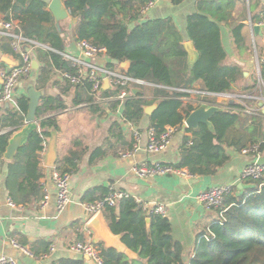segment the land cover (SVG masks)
I'll return each mask as SVG.
<instances>
[{"label": "trees", "instance_id": "16d2710c", "mask_svg": "<svg viewBox=\"0 0 264 264\" xmlns=\"http://www.w3.org/2000/svg\"><path fill=\"white\" fill-rule=\"evenodd\" d=\"M148 1L63 0L69 14L76 17V41L85 39L104 47L108 58L106 66L121 68L129 76L154 85L150 87L152 99L146 98L147 88H141L142 92L123 101V122L134 125L145 114L143 106L158 101V106L149 115V127L161 131L165 126L181 124L196 108L184 104L178 98L183 95L182 92L168 91L166 87L198 85L212 92H258L255 80L250 82L248 76L245 78L244 64L230 59L222 39L221 23L227 24V20L232 17L227 10L234 9L236 0H198L195 10L186 16L183 33L170 16L141 18L140 8ZM247 4L248 21L264 19V0H248ZM245 5L243 0L240 19L233 22L230 28L232 43L239 56L251 50L246 24L241 22L247 15ZM0 13L5 20L17 21L16 31L23 37L39 44L34 46L35 52L32 54L41 64L34 82L37 90L44 89L58 71L75 72V67L62 55L65 50L64 37L55 27L53 14L47 9L45 0H0ZM184 40H190L196 51L192 62L182 43ZM123 61H128L126 69L120 67ZM57 78L62 94L75 87L76 103L93 102L89 81H82L76 86L60 76ZM119 89L113 86L112 89L101 91V95H116ZM39 100L35 113L37 128L8 162L6 187L8 198L14 204L21 201L17 200V192L24 201L40 197L38 155L44 150L51 131H59L56 113L65 108L63 101L52 95L44 94ZM245 102L250 104L252 100ZM97 104H91L92 111H102ZM116 105L118 101H112L110 107L115 108ZM234 105L241 108L240 104ZM27 106L28 97L19 96L16 98L17 110L7 111L0 116L2 159L12 130L2 131L20 128ZM209 121L210 125L200 123L195 128H186L192 137L183 136L179 160L169 165L185 169L191 175L211 177L230 159L229 149L241 152L242 148L253 144L258 145V150L264 149L262 115L219 108L210 115ZM118 127L120 125L114 121L110 129L114 132ZM124 148H131L130 143L127 142ZM100 150V147H96L91 158L104 156ZM56 167L69 173L62 164ZM19 176L21 181L17 182ZM241 182L242 188L237 184L230 186V192L225 195L223 216H213L209 221L208 237H200L207 232L206 227L198 234L188 262L182 260V247L172 240L170 224L165 216L151 213L148 224L140 203L132 196L119 199L118 205L106 206L103 212L106 213L110 231L119 234L124 245L136 256L129 258L114 247L102 246V264H264V173L258 179L245 178ZM110 190L102 187L93 189L86 195L99 191V196L85 198V202L101 200ZM38 244L40 248H30L34 255L48 251V242L38 241ZM57 264L86 263L83 258H62L57 260Z\"/></svg>", "mask_w": 264, "mask_h": 264}, {"label": "crops", "instance_id": "0c3cea01", "mask_svg": "<svg viewBox=\"0 0 264 264\" xmlns=\"http://www.w3.org/2000/svg\"><path fill=\"white\" fill-rule=\"evenodd\" d=\"M244 1L246 3L244 9H246L247 15L246 19L241 20V22L246 24L249 42H252L253 36L256 45L258 46L259 44L260 46L258 51H261L262 44L259 38L257 42V37H260V33L263 30L260 29L259 33L251 32L247 20L249 14L248 0ZM45 2L48 9V4L51 0H45ZM197 2L198 0H157L141 18L153 19L170 16L183 33L185 32L186 16L195 10ZM229 9L227 11L231 12L232 17L227 20V24L221 23L224 47L233 62L244 64L243 74L247 78V76L250 77L251 72L249 67H246L244 60H242L244 62L237 60L236 57L239 55L235 51L230 35L232 23L240 19V14L243 10V0H236L234 9ZM2 17L3 15L0 13V18ZM15 24L17 25V21H15ZM75 24L76 17L69 13L64 18H54L55 27L64 37L65 50L63 53L78 56L79 49L76 45L77 41L74 33ZM186 42L191 41L184 40L182 43L185 44ZM193 50L195 58L196 51L194 47ZM250 51L252 53V45ZM34 52V47H32L30 50L32 57H34L32 55ZM2 56L9 57L13 61L17 58L11 49L10 40L6 36H0V68L12 66V64L4 62ZM252 57L253 66L250 68H252L255 78L253 53ZM36 61L39 67L41 64L38 60ZM93 61L95 64L102 66L107 65L108 58L106 55H99L94 57ZM37 73V69H32L28 77L17 84L14 89V101L0 102V116L7 111L14 112L17 110L16 98L22 95L27 96L26 90L29 86L35 88L34 82ZM57 77H59L58 73L57 76L54 74L49 79L46 87L40 91H43V95H52L61 99L65 106L64 109L56 113L59 131L56 133L57 158L54 165L62 164V167L66 168L70 174V203L62 212L56 211L55 187L51 179L53 166H46L44 161V153L49 138L46 140L44 150L39 152L38 155L40 159L38 184L41 188L39 194L41 197L44 190L48 193V201L44 207H40L38 204L40 197H36L32 201H24L21 199L22 195L19 192L16 194L17 200H21L19 204L10 206L7 203L9 193L6 187V179L10 160L0 157V254L14 257L17 264H57V260L62 258H83L86 264H94L85 255L68 249L70 243L77 240H86L92 241L98 247L112 246L129 258L135 257L136 255L121 241V236L110 231L105 212L100 214V218L102 225L110 234L108 241L99 237L87 225V221L91 216L82 203L86 201L85 198L93 196L97 198L99 191L94 192L93 195L89 194V196L86 194L93 189L102 187L107 190L116 189L129 193L130 196L140 203L141 207L142 203H148L150 206L162 204L165 208V217L170 224L169 234L172 240L178 242L182 247V255L187 258L183 260L182 257V260L188 262L196 245L198 234L207 227L214 216V211L207 210L198 201L196 194L213 185L233 186L237 184L239 188H242L243 184L240 180L242 168L255 159L264 162V149L258 151L257 157L255 153H242L229 149L230 159L211 177L173 173L146 178L137 177L132 168L142 161L147 163L160 161L168 164L178 162L182 138L187 135L191 139V132H186V129L180 127L173 134L171 142L166 149L160 152H146L144 147L150 118L145 113L141 120L133 125L137 129L139 149L127 156H120L118 151L125 147L130 140L129 125L123 122L122 119V107L116 105L115 108H111L112 102L107 104L98 102L102 111L94 112L91 110L93 102L76 103L75 87L62 94L60 83L56 82L58 81ZM102 86V92L113 87L105 79ZM146 90V98L148 100L152 99L150 88ZM114 121L118 122L120 128L118 127L116 131L112 132L110 126ZM18 129L8 128L2 132L12 130L13 133ZM96 147L101 148L100 154L103 153L104 156L92 159L91 154ZM18 181H21V176L17 178ZM116 205H118V202ZM144 212L146 218H149L150 214L147 211ZM11 240L29 249L31 247L33 249L40 248L38 241H45L49 244H54L55 250L50 253L44 252L46 255L43 258L36 255L29 256L13 246Z\"/></svg>", "mask_w": 264, "mask_h": 264}, {"label": "built area", "instance_id": "2783aa9c", "mask_svg": "<svg viewBox=\"0 0 264 264\" xmlns=\"http://www.w3.org/2000/svg\"><path fill=\"white\" fill-rule=\"evenodd\" d=\"M154 0H149L145 5L140 8V14L146 13V11L153 6ZM69 12V10H68ZM249 28L252 33H254V26H258V33H260V42L262 44L261 51H258V46L252 36V53L254 55L255 61V88L259 92V95H253L254 92H212L205 89H201L200 86L194 85L186 88H172L166 87L168 91L176 90L182 92L183 95L178 98L187 105L193 108H197L200 105L205 107H218L231 110H239L246 114L262 115L264 113L258 102L264 103V19L258 20L256 22L248 21ZM17 25L14 20H5L0 18V36H6L10 40V46L13 53L17 56L14 60L15 64L9 68H0V102L14 101V89L18 83L26 79L32 70V56L30 51H24L22 44L28 43L32 47L39 45L37 42L25 38L17 30ZM79 49V55L73 56L67 53H62V55L70 62V64L75 67V72L69 71H58L61 78L69 81L70 84L78 85L82 81H89L91 83V95L93 102L99 103H109L112 101H118V106H121L123 101L129 96L135 94L132 92V88H150L154 86L143 79H138L129 76L121 68H110L106 65H97L92 59L99 55H106V50L102 46L95 45L88 40L81 39L76 43ZM111 86L119 87V91L116 95L102 96L101 91L103 89V81ZM252 100V103L248 104L245 100ZM234 104H240L241 108H236ZM130 131L129 143L131 148H124L119 151L120 156H127L132 152L139 149L138 143V133L137 129L132 123H128ZM182 127L183 129L188 128L185 124V119L181 124L176 126H165L161 131L156 130L154 127L150 126L147 128L146 132V152H160L166 149L172 139L175 131ZM258 145H248L241 149L242 153H255L256 157L258 155ZM133 172L137 177L146 178L156 175L164 174H189L185 169H179L168 163H163L160 161L147 163L142 161L132 168ZM264 173V162L259 159H255L252 162H248L240 172V180L242 179H258ZM51 179L55 187V208L57 212H62L70 203V174L63 172L58 169L56 165L53 166L51 172ZM230 192V186L227 185H213L209 186L196 194L198 201L207 209L212 210L215 218H221L223 216L224 209H222L224 203V197ZM123 197H130V194L121 190L111 189L110 192L101 200H96L93 202H83V206L92 217L95 214H101L106 206H115L119 199ZM48 201V193L46 190L43 191L42 198L39 200L38 204L40 207H44ZM7 203L10 206L15 204L9 198H7ZM142 208L149 214L156 213L165 216V208L162 204H154L150 206L148 203H142ZM90 217V218H91ZM88 223V221H87ZM206 233H202L200 237H208L209 230L208 227ZM199 237H197L198 240ZM13 246L22 250L25 254L29 256H34L33 252L29 248H24L14 240H11ZM68 249L70 251L80 253L82 255L90 258L94 264H102V258L100 256V247L94 244L92 241H82L77 240L69 244ZM55 250V245L50 244L47 252H53ZM46 253L39 254L38 257H45ZM0 264H17L14 257L6 254H0Z\"/></svg>", "mask_w": 264, "mask_h": 264}, {"label": "water", "instance_id": "95a60500", "mask_svg": "<svg viewBox=\"0 0 264 264\" xmlns=\"http://www.w3.org/2000/svg\"><path fill=\"white\" fill-rule=\"evenodd\" d=\"M48 9L51 11L53 17L56 19L64 18L69 13L66 7L64 6L62 0H51V2L48 4ZM253 28H254V32L257 33L258 26L255 25ZM184 45L188 50L189 61L192 62L194 60V52H193L194 50H193L192 42H186ZM22 48L24 51H30L32 46L28 43H24L22 44ZM2 60L12 65L15 64V62L11 58L6 56H2ZM31 62H32V69L36 70L38 64L35 57H32ZM127 66H128V61H123L120 63V67H122L123 69H126ZM132 92L138 93V92H142V90L139 88H132ZM26 93L28 97V106H27V112L24 117V123L18 130H16L9 136L5 149L2 153V157L5 160H11L15 155V153L18 151V149L23 144H25L30 133L37 128V120L35 117V113L39 99L43 95V91L37 90L33 86H29L26 90ZM158 104H159L158 101H154L152 104L144 105L143 110L147 115H150L153 112V110L156 109ZM258 105L261 107V110L264 113V103L259 101ZM217 110H219L218 107H214V106L205 107L204 105H200L187 115V117L185 118V124L188 128H195L200 123H205L210 125L209 117ZM56 158H57L56 132L51 131L50 137L47 142V147L44 153L45 165L49 167L54 166ZM146 222L149 223V218H146ZM87 225L88 227H91L96 232V234L105 241H108L110 239L109 232H107V230L104 228V226L101 223L100 214H95L94 216H92L88 220ZM186 259H187L186 256H183V260Z\"/></svg>", "mask_w": 264, "mask_h": 264}, {"label": "rangeland", "instance_id": "374dc122", "mask_svg": "<svg viewBox=\"0 0 264 264\" xmlns=\"http://www.w3.org/2000/svg\"><path fill=\"white\" fill-rule=\"evenodd\" d=\"M258 38L259 37H257V42H258ZM258 48L260 49V46H259V44H258ZM251 55V56H250ZM237 58V60L240 62V61H242V60H244V61H242V62H244L247 66L246 67H249V70H250V77H249V80H250V82H252L253 80H255L254 79V73H253V71H252V68H250L251 66H253V64H252V60H253V57H252V53H251V51H250V53H245L244 55H241V56H237L236 57ZM92 61H93V59H92ZM94 62V61H93ZM248 71V70H247ZM238 91V90H237ZM253 95H259V92H254V93H252ZM250 154V153H249Z\"/></svg>", "mask_w": 264, "mask_h": 264}]
</instances>
